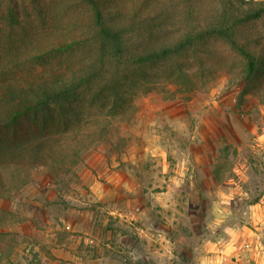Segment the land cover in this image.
Masks as SVG:
<instances>
[{
    "label": "rangeland",
    "instance_id": "1",
    "mask_svg": "<svg viewBox=\"0 0 264 264\" xmlns=\"http://www.w3.org/2000/svg\"><path fill=\"white\" fill-rule=\"evenodd\" d=\"M71 1L0 0L1 58L37 34L67 33ZM247 28L264 32V17ZM245 49L258 55L252 74L211 38L154 64L146 80L131 77L117 102L98 89L104 81L87 85L79 118L65 126L22 120L25 140L68 133L67 155H76L0 198V264H208L215 227L223 233L242 209L241 224L249 207L264 208V37Z\"/></svg>",
    "mask_w": 264,
    "mask_h": 264
},
{
    "label": "trees",
    "instance_id": "2",
    "mask_svg": "<svg viewBox=\"0 0 264 264\" xmlns=\"http://www.w3.org/2000/svg\"><path fill=\"white\" fill-rule=\"evenodd\" d=\"M70 5L69 11L76 9L64 24L67 33L56 27V32L35 35L24 50L0 56V198L22 190L40 167L56 170L75 157V152L67 155L68 133L25 140L28 129L22 120L67 125L70 115L79 118L77 104L87 85L104 81L98 89L105 91L106 100L117 102L129 95L124 85L131 77L146 80L154 64L178 58L211 38L224 40L245 57L249 74L258 67V55L245 48L264 37L260 28H247L264 17V0H72ZM84 9L90 12L86 20L81 18ZM8 11L15 22L13 7ZM38 13L44 22L42 10ZM180 31L184 35L168 36ZM149 40L156 42L145 45ZM80 52L85 57L77 58ZM58 59L59 65H48ZM39 64V71L18 74ZM112 66L119 71L115 83Z\"/></svg>",
    "mask_w": 264,
    "mask_h": 264
},
{
    "label": "crops",
    "instance_id": "3",
    "mask_svg": "<svg viewBox=\"0 0 264 264\" xmlns=\"http://www.w3.org/2000/svg\"><path fill=\"white\" fill-rule=\"evenodd\" d=\"M240 212L230 224L224 225L223 233L213 228L208 264H229L234 259L246 264H264V208L260 205L249 207L242 224Z\"/></svg>",
    "mask_w": 264,
    "mask_h": 264
},
{
    "label": "built area",
    "instance_id": "4",
    "mask_svg": "<svg viewBox=\"0 0 264 264\" xmlns=\"http://www.w3.org/2000/svg\"><path fill=\"white\" fill-rule=\"evenodd\" d=\"M229 264H246V263H245V262L238 261V260L234 259V260H231Z\"/></svg>",
    "mask_w": 264,
    "mask_h": 264
}]
</instances>
